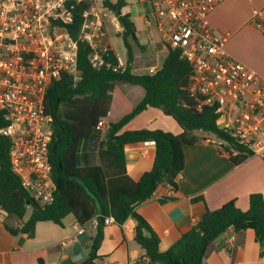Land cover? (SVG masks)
<instances>
[{"label": "trees", "instance_id": "obj_1", "mask_svg": "<svg viewBox=\"0 0 264 264\" xmlns=\"http://www.w3.org/2000/svg\"><path fill=\"white\" fill-rule=\"evenodd\" d=\"M92 2L98 3V0L77 3L72 10L74 19L67 24L71 36L78 40L79 80L76 81L71 73H64L60 79L50 83L45 96L46 110L53 117L50 157L56 191L52 203L35 200L23 186L11 163L10 140L0 134V207L8 217L19 220H24L29 209L32 210L22 224L14 226L6 221V228L15 235L26 233L34 237L36 226L41 221L63 226L64 218L73 214L80 224H86L98 216L99 224L90 253L80 264H95L99 257L106 216H112L119 225L129 217L135 218V240L154 264H202L209 246L231 227L236 231L253 229L257 240L264 245V196L253 193L246 210L233 200L215 210L207 209L170 248L160 250L159 236L137 207L161 184L177 188L178 176L186 167L184 146L201 139L197 131L213 134L222 141V150L228 152L235 162L245 160L253 155V151L229 129L218 124L217 105H201L200 98L191 95L188 85L194 68L180 48L166 44V56L155 72L134 71L133 43L143 51L146 46L139 43L137 25L132 14L125 11L128 0H99L104 28H108L106 11L120 13L117 21L122 29L117 34L122 37L128 51L126 70L120 72L111 67L95 66L89 44L79 38L83 13ZM109 30L113 28L109 27ZM110 62L121 64L113 48ZM124 83L143 89L135 104L132 100L136 98L131 100L120 87ZM63 105L73 110L69 109L66 115ZM148 107L163 108L183 131L176 134L163 129L123 130L130 120ZM102 119L107 122L103 138V131L96 129ZM7 123L4 112L0 110V128ZM97 141L98 145L94 147ZM145 141L155 143L154 163L136 180L127 170L125 146ZM202 198L194 197L193 201ZM68 264L78 263L70 261Z\"/></svg>", "mask_w": 264, "mask_h": 264}, {"label": "built area", "instance_id": "obj_2", "mask_svg": "<svg viewBox=\"0 0 264 264\" xmlns=\"http://www.w3.org/2000/svg\"><path fill=\"white\" fill-rule=\"evenodd\" d=\"M84 0H0V110L7 125L0 134L10 140V159L31 196L41 203L55 200L50 144L53 117L46 110L48 86L64 73L79 80L78 40L67 29L72 10ZM145 16L163 45L181 49L193 65L188 89L201 105H217L218 124L264 158V77L232 56L226 35L214 30L210 14L222 0H147ZM79 38L91 48V60L124 72L126 64L110 62L112 46L97 2L83 13ZM252 23L264 34V7L254 11ZM156 68H150L151 73ZM200 105V106H201ZM102 119L96 129L104 131ZM222 150V141L218 140ZM236 153V151H235ZM115 222L106 216L104 224ZM97 228L99 217L91 220ZM79 233L84 230L75 225Z\"/></svg>", "mask_w": 264, "mask_h": 264}, {"label": "crops", "instance_id": "obj_3", "mask_svg": "<svg viewBox=\"0 0 264 264\" xmlns=\"http://www.w3.org/2000/svg\"><path fill=\"white\" fill-rule=\"evenodd\" d=\"M263 7L264 0H222L210 14L214 30L227 37L226 50L254 67L262 77L264 34L252 23V18L254 11ZM146 15L138 16L139 23L133 16L137 35L139 30L143 31L159 47L163 44L148 27ZM121 29L118 23L117 31ZM166 50L164 57L151 58L162 64ZM120 87L131 100L136 98L132 100L134 104L142 96L135 85L124 83ZM143 128L163 129L176 134L183 131L178 122L161 107H148L141 111L123 130ZM199 131L197 134L201 139L184 146L186 167L178 176L177 188L161 184L150 198L137 207V211L159 236L162 251L170 248L196 224L207 209L215 210L233 200L238 207L246 210L251 194L261 193L264 196V158L254 154L241 162H235L228 152L220 149L218 139ZM125 154L128 173L137 180L153 166L155 143H128ZM97 160L95 158L94 161ZM198 196L203 198L193 201ZM31 212L29 209L24 220H19L8 217L7 212L0 207V264H68L70 261L80 264L89 255L97 228L93 227L91 221L80 224L73 214H69L73 215L69 226L65 220L63 226L50 221L38 222L34 237L26 233L15 235L6 228V221L14 226L20 225L29 218ZM44 222H50L51 225H43ZM136 224L137 220L133 217L121 225L116 222L106 224L95 264H154L135 240ZM75 225H79L84 232L79 233ZM43 228L46 234L40 233ZM202 264H264V245L257 240L253 229L236 231L231 227L209 246Z\"/></svg>", "mask_w": 264, "mask_h": 264}, {"label": "rangeland", "instance_id": "obj_4", "mask_svg": "<svg viewBox=\"0 0 264 264\" xmlns=\"http://www.w3.org/2000/svg\"><path fill=\"white\" fill-rule=\"evenodd\" d=\"M99 5V0L98 3ZM125 11H129L132 16L136 17L137 22L139 23V15H146L151 13V6L149 1L147 0H128V6L125 8ZM106 19L108 23V30L109 27L113 28V30H109V41L116 51V53L119 55L122 64H127L128 62V51L127 48L124 45L123 39L120 35L117 34L118 29V22H117V15L113 13L112 11H106ZM116 32V33H115ZM138 41L141 45L146 46V50H142L136 43H133L132 50L133 54L135 56V66L134 71L136 73H151L150 68L157 67L161 65V62H158L154 60L151 57H164L163 53L164 50H166L165 45L157 46V44L149 37L148 34L144 33L143 31L139 30L138 32ZM243 62V61H242ZM157 63V64H156ZM245 63V62H244ZM247 64V63H245ZM248 65V64H247ZM250 66V65H248ZM251 68L255 69L254 67L250 66ZM256 70V69H255ZM257 71V70H256ZM259 73V71H257ZM137 90L141 91L143 93V89L140 86H137ZM139 93V92H137ZM135 92V94H137ZM133 96V95H132ZM134 98V97H133ZM73 110L72 107H69L67 105H63L64 112L67 113L70 112V110ZM75 109V108H74ZM106 130V129H105ZM199 133H205L204 131H199ZM214 139L216 137L213 134H209ZM98 141L93 144V146H97ZM73 215H68L64 220L67 222L66 225L69 226V223L72 222ZM43 225H51L50 222H44ZM41 234H46L45 229L40 230Z\"/></svg>", "mask_w": 264, "mask_h": 264}, {"label": "water", "instance_id": "obj_5", "mask_svg": "<svg viewBox=\"0 0 264 264\" xmlns=\"http://www.w3.org/2000/svg\"><path fill=\"white\" fill-rule=\"evenodd\" d=\"M119 14H120V13H119V12H117V14H116V15L118 16Z\"/></svg>", "mask_w": 264, "mask_h": 264}]
</instances>
